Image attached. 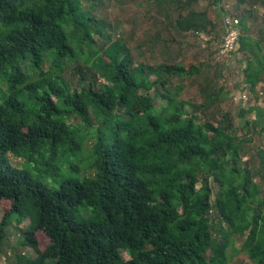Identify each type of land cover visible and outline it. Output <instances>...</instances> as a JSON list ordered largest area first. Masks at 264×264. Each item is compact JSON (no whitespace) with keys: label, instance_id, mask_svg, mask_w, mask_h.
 <instances>
[{"label":"trees","instance_id":"1","mask_svg":"<svg viewBox=\"0 0 264 264\" xmlns=\"http://www.w3.org/2000/svg\"><path fill=\"white\" fill-rule=\"evenodd\" d=\"M197 1L154 7L179 33H210L216 21L193 9ZM238 1L251 10L239 15L237 45L255 93V105L242 110L258 114L245 125L250 135L252 126L264 132V30L257 39L246 32L264 0ZM100 4L0 0V211L12 203L0 248L17 215L18 223L30 216L25 242L38 253L20 264H230L242 253L264 264V149L256 148L259 168H247L239 125L218 104L229 94L205 64L137 67L127 43L96 16ZM174 9L188 12L174 19ZM186 75L204 76L201 102L183 98ZM202 105L215 121L201 120ZM10 155L23 161L14 165ZM36 169L63 178L49 187ZM37 231L49 239L44 251Z\"/></svg>","mask_w":264,"mask_h":264},{"label":"rangeland","instance_id":"2","mask_svg":"<svg viewBox=\"0 0 264 264\" xmlns=\"http://www.w3.org/2000/svg\"><path fill=\"white\" fill-rule=\"evenodd\" d=\"M100 1L101 4L95 11L96 16L99 19L108 21L113 27L110 32L115 36L122 37L127 43L137 67L140 68L141 65L145 67L156 66L165 62L171 64L183 63L190 69L194 65L205 64L204 74L210 77L215 86L225 89L224 96L229 94L226 101L218 104L225 112L232 111L236 124L239 125L238 133L248 148V154L244 159L247 162L246 167L259 168L260 160L255 157V153L256 148L264 149V132L261 127L252 126L251 134L246 135V123L248 121H256L258 114L253 113L248 114L246 117L242 116L243 109H248L250 105H255V93L244 81V70L247 66L248 56L240 52L238 48L228 54H222L220 50L225 34L223 18L227 10L243 17L244 14L248 13L247 11H251L250 5L241 6L238 0H223L221 5L217 3V0H198L193 4V9L201 13H208L209 17L216 21V28L211 29L210 33L204 31L179 33L174 25H170L166 15H159V11L154 7V0ZM82 6L86 8L88 3L84 2ZM187 12L185 10L180 13ZM171 13L174 19L180 14L177 9H174ZM254 17L249 20L251 30L246 33L257 39L259 38V30L261 28L264 30V7L255 8ZM67 65L71 64L68 63ZM45 68H48V66H45ZM68 71L65 73L66 78L73 84L75 81L72 78V74ZM203 75L201 77L186 75L184 83L187 88L183 93L184 99L191 102H201L205 98L201 96V86L205 84L204 78H202L204 77ZM181 81L176 79L174 84H180ZM257 92L260 97L259 104L263 107L264 112V83L258 86ZM200 108L199 116L201 120L204 117V119L210 118L215 121L211 113L206 112L204 105ZM190 110L192 111L193 109ZM10 159L17 166L23 161L22 158L13 155H10ZM33 173L42 183L49 187L57 186L55 180L60 181L63 178V175H58L54 178L45 176L37 169ZM257 181L264 184V181L259 176H257ZM11 206L10 200L1 202L0 221L3 220L5 212ZM17 219L18 216L13 215L5 227L6 236L0 248V264H20L21 262L24 263L26 259H38L37 251L25 242L24 232L30 224V216H27L21 223H18ZM35 238L37 239L39 250L44 251L49 244L48 237L43 232L37 231ZM235 240L241 248L244 241L243 238L236 237ZM123 257L129 259V255L126 252H123ZM230 264L253 263L247 254L242 253L236 255Z\"/></svg>","mask_w":264,"mask_h":264},{"label":"built area","instance_id":"3","mask_svg":"<svg viewBox=\"0 0 264 264\" xmlns=\"http://www.w3.org/2000/svg\"><path fill=\"white\" fill-rule=\"evenodd\" d=\"M225 25V34L221 46V53L228 54L237 49V45L242 34L241 30V18L239 14L227 10L225 17L223 18ZM229 56V55H227Z\"/></svg>","mask_w":264,"mask_h":264}]
</instances>
